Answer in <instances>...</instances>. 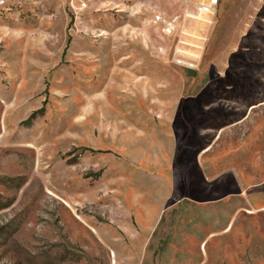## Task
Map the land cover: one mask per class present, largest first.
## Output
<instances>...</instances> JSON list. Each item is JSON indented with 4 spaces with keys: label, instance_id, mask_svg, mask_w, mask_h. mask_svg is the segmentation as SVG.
Segmentation results:
<instances>
[{
    "label": "rangeland",
    "instance_id": "1",
    "mask_svg": "<svg viewBox=\"0 0 264 264\" xmlns=\"http://www.w3.org/2000/svg\"><path fill=\"white\" fill-rule=\"evenodd\" d=\"M0 264H264V0H0Z\"/></svg>",
    "mask_w": 264,
    "mask_h": 264
},
{
    "label": "built area",
    "instance_id": "2",
    "mask_svg": "<svg viewBox=\"0 0 264 264\" xmlns=\"http://www.w3.org/2000/svg\"><path fill=\"white\" fill-rule=\"evenodd\" d=\"M210 1H211L212 4L216 2V0H210ZM209 8H210V7H209ZM207 9H208V8H207Z\"/></svg>",
    "mask_w": 264,
    "mask_h": 264
},
{
    "label": "bare ground",
    "instance_id": "3",
    "mask_svg": "<svg viewBox=\"0 0 264 264\" xmlns=\"http://www.w3.org/2000/svg\"><path fill=\"white\" fill-rule=\"evenodd\" d=\"M170 32V31H169Z\"/></svg>",
    "mask_w": 264,
    "mask_h": 264
}]
</instances>
